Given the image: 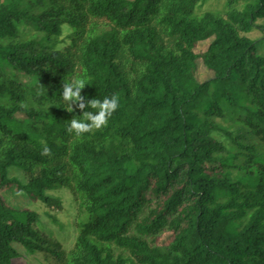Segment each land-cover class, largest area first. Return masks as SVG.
Listing matches in <instances>:
<instances>
[{"label":"trees","instance_id":"obj_1","mask_svg":"<svg viewBox=\"0 0 264 264\" xmlns=\"http://www.w3.org/2000/svg\"><path fill=\"white\" fill-rule=\"evenodd\" d=\"M206 1L0 0V264H264V0ZM77 78L120 101L82 135L61 97ZM11 186L56 206L48 190L72 192L70 250Z\"/></svg>","mask_w":264,"mask_h":264},{"label":"rangeland","instance_id":"obj_2","mask_svg":"<svg viewBox=\"0 0 264 264\" xmlns=\"http://www.w3.org/2000/svg\"><path fill=\"white\" fill-rule=\"evenodd\" d=\"M204 10H213L223 13L225 10L224 0H207L199 6V12ZM69 33L68 28H64L62 37ZM252 36H259V31H253ZM210 40L201 41L195 47L196 52H202L206 49ZM64 44L60 45L61 47ZM259 52L264 55V45L259 48ZM195 74L197 79L204 80L211 76V71L206 68L201 59L197 60ZM15 78L34 83L35 78L26 73L13 70ZM9 175L23 179L21 170L18 167H12L9 170ZM6 202L17 208H29L34 210L39 219L37 224L38 229L42 234L58 240L65 250H70L77 236L76 226V200L72 192L66 187H59L53 190H48L46 194L51 197L58 198L61 205H49L42 199L32 200L25 193L18 191L14 186L6 188L2 191ZM171 239V233L166 232L159 238L160 243H167ZM38 255H29L23 252L22 257L16 260L18 264H38Z\"/></svg>","mask_w":264,"mask_h":264},{"label":"clouds","instance_id":"obj_3","mask_svg":"<svg viewBox=\"0 0 264 264\" xmlns=\"http://www.w3.org/2000/svg\"><path fill=\"white\" fill-rule=\"evenodd\" d=\"M87 81L83 78L70 80L62 85V99L67 102L68 111H73V105H76L82 114L75 116L82 118H72L70 120V130H74L77 135L89 132L92 128H100L107 124L113 112L120 106L119 98L116 95L106 96L102 100L98 98L86 99L81 95V90L85 87ZM89 109H95L92 111ZM50 149L44 148V152H49Z\"/></svg>","mask_w":264,"mask_h":264}]
</instances>
